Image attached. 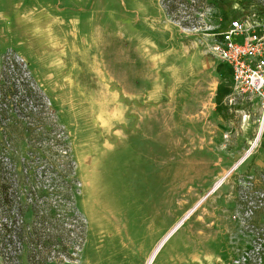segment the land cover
Masks as SVG:
<instances>
[{"label": "rangeland", "instance_id": "374dc122", "mask_svg": "<svg viewBox=\"0 0 264 264\" xmlns=\"http://www.w3.org/2000/svg\"><path fill=\"white\" fill-rule=\"evenodd\" d=\"M253 13L223 0L184 26L162 0H0L18 86L0 90V264H146L181 221L152 264H264V109L211 49Z\"/></svg>", "mask_w": 264, "mask_h": 264}, {"label": "built area", "instance_id": "2783aa9c", "mask_svg": "<svg viewBox=\"0 0 264 264\" xmlns=\"http://www.w3.org/2000/svg\"><path fill=\"white\" fill-rule=\"evenodd\" d=\"M214 35L212 52L229 72L235 93L256 96L264 109V16L231 20Z\"/></svg>", "mask_w": 264, "mask_h": 264}, {"label": "trees", "instance_id": "16d2710c", "mask_svg": "<svg viewBox=\"0 0 264 264\" xmlns=\"http://www.w3.org/2000/svg\"><path fill=\"white\" fill-rule=\"evenodd\" d=\"M223 0H162L164 7L167 11V13L171 16L174 17V19L178 20L179 22H181L182 25L184 26H191V25H199L202 22V17L204 16V14L207 13V11H212L214 9H219L220 4ZM249 2H251L254 6H261L264 7V0H248ZM9 58V55L7 54V57ZM8 61V60H6ZM9 70L10 67H8ZM10 72L6 70V68H2L0 70V77L3 79L2 81V85H1V89L3 91L4 96H9L10 98L15 95H17V91H18V86L16 83H12L10 82ZM25 94L26 95H30L32 96L31 90H25ZM2 94V95H3ZM6 98V97H4ZM256 187V188H255ZM254 187V189L256 190H250V192L254 194L251 201H246V204H248L250 202V208L253 211H262L263 209V204H261L262 200L260 198L259 193V189H260V193H261V189L259 185H256ZM9 188L10 186L5 183L3 180L0 179V199L3 201V203H8L10 200L8 198V192H9ZM258 188V189H257ZM258 192V193H257ZM249 193V192H248ZM248 196V194L246 195ZM59 206V205H58ZM51 209V208H50ZM257 209V210H256ZM17 210L19 211L20 208ZM29 211L30 214H32V217H34L36 215V210L35 208L30 207V209H27ZM59 210L52 208V210L49 211V215H44L43 219L41 221L42 226L45 225V221L48 220V218H53V217H57L60 215V212H58ZM21 212V210H20ZM38 214V213H37ZM6 230V231H10L8 230V224H1V230ZM20 230H22V228H20ZM12 231V230H11ZM1 238V236H0ZM2 243H6L5 241H0V245ZM62 242H59V244H61ZM0 251H1V247H0Z\"/></svg>", "mask_w": 264, "mask_h": 264}, {"label": "bare ground", "instance_id": "6f19581e", "mask_svg": "<svg viewBox=\"0 0 264 264\" xmlns=\"http://www.w3.org/2000/svg\"><path fill=\"white\" fill-rule=\"evenodd\" d=\"M240 162V161H239ZM182 222V221H181ZM180 222V223H181ZM180 223H178L171 231H169L165 236L164 238L159 242V244L156 246V248L153 250V252L151 253V255L149 256V258L147 259V262L146 264H152L159 249L162 247L163 243L166 241L167 237L174 231V229H176Z\"/></svg>", "mask_w": 264, "mask_h": 264}, {"label": "crops", "instance_id": "0c3cea01", "mask_svg": "<svg viewBox=\"0 0 264 264\" xmlns=\"http://www.w3.org/2000/svg\"><path fill=\"white\" fill-rule=\"evenodd\" d=\"M221 65H222V63H221ZM221 65H220V66H221Z\"/></svg>", "mask_w": 264, "mask_h": 264}]
</instances>
